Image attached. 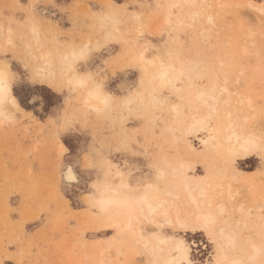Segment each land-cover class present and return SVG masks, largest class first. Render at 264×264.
Wrapping results in <instances>:
<instances>
[{
    "label": "rangeland",
    "instance_id": "1",
    "mask_svg": "<svg viewBox=\"0 0 264 264\" xmlns=\"http://www.w3.org/2000/svg\"><path fill=\"white\" fill-rule=\"evenodd\" d=\"M245 1L219 0L220 4L215 6L214 1L196 0L192 5L183 3L180 8L170 5L172 0H0V60L6 61L11 69L13 93L16 90L27 98L26 104L39 114H45L44 95L35 86H45L58 95L48 99L57 105L44 119L20 103L28 112L10 108L7 118L0 116V264H99L101 250H105L107 257L103 264H145L143 254L131 241L107 243L117 235V230L107 227V219L84 196L100 192L103 182L115 180L112 163L125 174L132 189L137 190L147 182H155L153 165L162 156L171 161L182 158L190 162L194 165L191 174L196 176L211 167L212 171H224L229 177L233 164L234 169L245 174L235 176L238 193L227 203L225 217L253 220L256 214H264V209L256 208L257 194L264 190V154L255 153L231 165L223 157L191 155L183 143L185 138L199 150L204 146L195 135H183L180 121L183 119L178 121L177 116L175 121L167 109L169 104L179 103L178 95L189 80L181 76L176 82L180 86L179 94L171 88L158 89L165 105L152 103L150 82L145 81V76L149 77L155 70L154 65L142 69L131 57L135 47H141L149 39L156 46L152 51L158 52L164 62L171 59L176 63L179 58L199 61L206 69H200L203 74L194 76L192 83L204 87L217 83L215 92L225 86L250 96L258 112L254 119H249L247 127H257L255 131L264 134V40L261 38L264 12L259 13L261 18ZM251 1L264 5V0ZM110 2L124 4L116 7ZM208 14L212 15V22L206 19ZM167 15L170 20L166 22L163 19ZM31 17L39 24L36 41L24 24ZM178 18L184 23L177 22ZM238 20L243 24L241 30L257 29L256 35L262 36L256 37L254 49L248 45L252 51L250 56H245L246 69L217 70L218 60L224 57L226 64L222 66L227 67V36H233L234 29L238 32L235 26ZM112 26H116L114 36L93 49L92 43L101 40ZM241 30L234 41L237 47L243 43ZM7 37L11 44L5 43ZM86 41L92 49L84 60L75 64V69L91 72V81L101 82L104 89L114 93L122 94L120 87L124 85L137 90L134 97L137 96L140 105L131 102L126 107L120 100L111 98L97 111L86 110L81 106L78 89H72L65 77L57 72L50 78L38 74L40 52L48 50L55 57ZM41 43L44 45L40 46ZM119 52L117 59L115 55ZM256 64L262 70L252 69ZM221 92L220 98H227ZM45 96L48 98V94ZM184 110H188L185 104ZM48 116L50 119L46 121ZM206 134L200 132L198 136ZM60 141L67 147L64 152H57L56 144ZM68 165L75 180L64 179L63 171ZM250 170L255 172L251 174ZM162 231L163 235L182 237L193 264H214L217 249L205 232L178 231L173 227H164ZM247 233L241 231L243 237Z\"/></svg>",
    "mask_w": 264,
    "mask_h": 264
},
{
    "label": "bare ground",
    "instance_id": "2",
    "mask_svg": "<svg viewBox=\"0 0 264 264\" xmlns=\"http://www.w3.org/2000/svg\"><path fill=\"white\" fill-rule=\"evenodd\" d=\"M195 1L196 0H172L171 4H169L173 7L179 5L180 8H182L183 3H190V5H192ZM210 1H214L215 6L220 4L219 0ZM228 3L226 2L225 4ZM111 4L119 7L118 3L113 2ZM244 4L258 14L264 12V5L257 4L254 1L247 0ZM185 13L187 14V11L184 12V14ZM137 14H131V16H137ZM192 15H194V13ZM259 16L263 18L262 14H259ZM100 17L103 18L102 15ZM168 17L169 15L164 17L165 19L163 20L167 22L170 20ZM175 18H177V16ZM211 18V14H208L206 17L208 22L211 21ZM189 19L192 20L191 18ZM176 20L177 22L184 23L180 18ZM25 21L24 24L28 28L29 36L35 41L38 40L39 24H36L38 20L31 17L27 18ZM231 21L233 22V20ZM240 22L241 21L238 20L237 24H235L236 28H239L237 29L238 32L234 29V35L227 36L228 46L225 44L227 46V67H223L225 63L224 57L223 60H218L217 70L246 69L245 56H250V51H252L256 37L259 38L262 36L258 35V37L256 35L257 29L253 28H247L244 32V30H241L243 24L241 25ZM172 23L171 21V24ZM212 24H214V22ZM115 27L112 26L109 31H105L101 38L102 41L97 40L92 43V48L97 49L100 43L106 42L112 35L114 36L116 32L113 34V30L116 29ZM228 29L232 30L231 28ZM240 30L244 33H242L244 36L242 40L243 43L239 44L237 47L235 42L240 36H238ZM261 38L264 40V37ZM244 40L247 41L245 42ZM35 41L33 43H35ZM10 42V37H7L5 43L9 44ZM249 44L252 45V48H249ZM41 45L42 43L40 46ZM92 48L88 45V41H86V43L80 47L70 46L69 49L67 48V51L55 57L53 55L51 56L48 50H43L39 53L41 65L38 68V74H40L41 77L49 76L48 78H50L51 75L57 72L65 77L66 82L72 89H78L77 93L81 97V106L86 110L97 111V109L105 107L110 102L111 98L120 100V103L126 107H129L131 102H139L137 96L134 97V93L137 90L130 91L125 95L115 96L111 91L104 89L101 82L91 81V72H81L75 69V64L84 60ZM154 48H156V46L149 39L143 41L141 47H135L133 54L131 51L132 61L140 65L142 69H147L149 66L154 65L152 69L155 70L151 72L149 77L146 78L147 75L145 76V81H148V83L150 82V92L152 93H149L151 94L150 100L152 103L163 104L164 102V98L159 96V92H157L158 89L171 88L178 92L180 86H177L176 82L179 81L181 76L189 80L184 90H181L180 94L178 92L179 100L181 101L182 99L184 102L180 103L179 101V103H171L168 105L167 109L173 113L175 121L178 117V121L183 119L180 120L181 123H183L182 128L184 129V133L182 134H185V136L187 134L195 135L204 146V148L199 150L191 143L189 138H185L183 143L191 155L195 157L201 155H203V157L212 156V158L223 157L227 160L229 165H231L234 161L246 158L255 153L264 154V134L256 132L255 128L257 127H247L249 119H254L256 112H258H255L254 101L252 102L253 99L251 100V98H249L250 96L248 97L243 92H236L234 89V91H232L225 86H221V91L223 90L224 93L227 94V98L221 99L219 93L222 92L219 90H217L219 93L217 91L215 92V87L218 86L217 83L211 84L210 87L197 86L192 83L191 79L202 73L200 69H206L204 66L198 64L199 61H184L179 58V62L173 63L171 59H169L170 62L167 63L160 58L158 52L155 54V52L152 51ZM82 52L84 55H82ZM255 54L257 55L256 52ZM205 63L207 64V62ZM252 69L262 70V67L256 64ZM2 70H6L8 73L10 101L14 100L15 105L11 102L0 103V116L7 118L8 109L10 108L22 113L28 112L19 104L17 97L13 93L11 69L9 64L4 60H0V71ZM141 97L142 96H140V98ZM263 99L264 95L262 100ZM138 104L140 105L141 103L139 102ZM184 104L188 107L187 111L184 110ZM210 120H213V123H211L212 121L210 122ZM200 132H205L207 134L200 137L198 136ZM174 137L175 136H173V139ZM176 139H178V137ZM56 145L57 152H64L67 149L65 144L61 141ZM158 162L159 163L156 165H153L155 168V182H147L143 184L141 186L142 188L139 190L132 189L125 174L120 169L115 168V163H112L114 169L112 166L110 167L114 170L113 174L115 180L113 181V179H111V181L103 182L101 188L99 187L100 192L84 194L86 201L93 204L105 219H107V227H115L117 230V235L107 241L108 244L113 242L117 245L120 242L131 241V243L138 246L139 253L143 254L144 259H146L145 264H187V261H192V259L189 254V247L182 237L172 234L163 235L162 228L173 227L178 231L195 230L205 232L211 238L217 249V253L214 255V264H261V261L264 260V255L261 254V249H264V214H256L257 217L253 220H247V218L234 219L229 218L230 216L225 217V213H227V203H231L238 193V188L235 186L236 184H234L237 180L235 176L238 173L245 174L244 171L238 168L234 169L232 164L231 176L228 173L229 177H227L226 172L216 173V171L211 170V167L206 166V172L203 175L197 174L196 176L195 174H191L194 170V165L192 166L190 162L182 158H176L171 161L167 157L162 156L158 159ZM69 168H71V166L68 165L65 171H63L64 179L67 181H71L68 178ZM248 172L252 174L255 170H250ZM73 175L76 179L74 172ZM158 183L162 184L161 187ZM256 198V208L259 210L264 209V190L259 192ZM246 213V215L250 214L249 212ZM242 230L248 231L244 237L241 235ZM183 249H187V252L185 253ZM114 252L119 253V249H115ZM99 255L100 257L97 258L98 263L103 264L104 259L107 258L105 250H101Z\"/></svg>",
    "mask_w": 264,
    "mask_h": 264
},
{
    "label": "trees",
    "instance_id": "3",
    "mask_svg": "<svg viewBox=\"0 0 264 264\" xmlns=\"http://www.w3.org/2000/svg\"><path fill=\"white\" fill-rule=\"evenodd\" d=\"M35 88H36V90L37 89L41 90V93H43V95H44L42 109H43L45 114H41V113L39 114L35 110H33L31 107H29V105L26 104L27 98H24L21 95H19V93H17L16 90H15V94L14 95H16V97L18 98L19 103L23 107H25L26 109H31L37 117H39L40 119H44L47 115H49L51 113L52 108L57 105V102H49L48 99L50 97L57 98L58 95H56L54 92H52L49 88H47L45 86H42V85L35 86ZM47 94H48V98L45 96Z\"/></svg>",
    "mask_w": 264,
    "mask_h": 264
},
{
    "label": "snow or ice",
    "instance_id": "4",
    "mask_svg": "<svg viewBox=\"0 0 264 264\" xmlns=\"http://www.w3.org/2000/svg\"><path fill=\"white\" fill-rule=\"evenodd\" d=\"M82 55H84L83 52ZM6 102H11L13 105H15L14 100L10 101L8 89V73L6 70H2L0 71V103ZM68 178L69 180L75 179L73 170L71 168L68 169ZM183 251L186 253L187 249H183ZM261 254L264 255V249H261ZM187 264H193V262L191 260H188ZM261 264H264V260L261 261Z\"/></svg>",
    "mask_w": 264,
    "mask_h": 264
},
{
    "label": "crops",
    "instance_id": "5",
    "mask_svg": "<svg viewBox=\"0 0 264 264\" xmlns=\"http://www.w3.org/2000/svg\"><path fill=\"white\" fill-rule=\"evenodd\" d=\"M123 4H124V3H118V6H121V5H123ZM147 40H148V39H147ZM119 54H120V52H119L118 54L115 55V57H117V59H118V57H119ZM126 70H127V69L123 70L122 72H126ZM125 74H126V73H125ZM120 90L123 91L122 94H120V93H114V92H112V91H111V93H112L113 95H115V96H121V95H125L126 93L132 91L129 87H127V86H125V85H124V86H121V87H120ZM120 90H119V91H120ZM121 91H120V92H121ZM49 117H50V116L47 117V120H46V121H48V120L50 119ZM38 119H39V118H38ZM39 120H40V119H39ZM39 122H41V123L44 124V122L41 121V120H40Z\"/></svg>",
    "mask_w": 264,
    "mask_h": 264
}]
</instances>
